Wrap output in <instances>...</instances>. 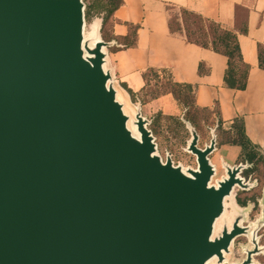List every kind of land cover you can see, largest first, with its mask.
<instances>
[{"label": "water", "instance_id": "1", "mask_svg": "<svg viewBox=\"0 0 264 264\" xmlns=\"http://www.w3.org/2000/svg\"><path fill=\"white\" fill-rule=\"evenodd\" d=\"M84 28L82 0H0V264H224L248 229L214 226L249 165L211 185L216 136L200 148L186 122L196 169L162 162L140 109L128 128L114 42Z\"/></svg>", "mask_w": 264, "mask_h": 264}, {"label": "crops", "instance_id": "2", "mask_svg": "<svg viewBox=\"0 0 264 264\" xmlns=\"http://www.w3.org/2000/svg\"><path fill=\"white\" fill-rule=\"evenodd\" d=\"M238 6L248 11L247 34L238 36L242 59L250 67L244 91L224 85V56L189 44L182 30L172 33L168 26L170 20L180 22L179 9L183 8L223 29L235 30ZM112 20L109 34L114 38V46L104 50V68L110 71L118 100L126 109L133 113L140 109L147 120L159 113L181 118L183 110L171 94L142 101L143 75L150 69L157 70L159 75L165 72L173 82L192 86L198 109L213 112L216 149L209 160L216 172L221 171L225 177V166L243 164L241 149L221 142L218 122L222 130L230 131L232 124L241 120L250 142L264 150V70L258 67V47L264 48V0H123ZM129 25L138 26L135 46L122 48L118 40L128 35ZM100 27L101 23L97 27L99 32Z\"/></svg>", "mask_w": 264, "mask_h": 264}, {"label": "trees", "instance_id": "3", "mask_svg": "<svg viewBox=\"0 0 264 264\" xmlns=\"http://www.w3.org/2000/svg\"><path fill=\"white\" fill-rule=\"evenodd\" d=\"M85 4V20L89 21L93 17L101 19L100 37L104 42L114 40L110 36L109 30L113 25V14L123 4V0H83ZM180 22L169 21L170 32L182 30L186 41L189 44L196 45L203 49H210L227 60V68L224 74V85L235 91H244L247 85L250 67L244 63L238 44V36L247 34V15L248 11L242 7H236L235 11V30L223 29L216 23L205 21V19L194 12L180 8ZM128 35L119 39V44L122 48H131L135 46L138 26H128ZM258 67L264 70V48L258 47ZM203 64H200V73L203 71ZM165 73V72H163ZM145 87L141 91L143 96L142 101L148 99H156L162 95L171 94L174 100L183 110V120L189 123L199 134L197 114L200 112L208 113L211 118L213 112L209 110H201L195 106L194 92L191 85L178 84L172 81L168 75L166 82L160 79L159 72L154 69L148 70L143 75ZM152 82L155 84L152 85ZM132 98L135 95L129 91ZM174 122L179 127H184L182 120L178 117L164 116L157 114L152 123L151 131L157 134L156 124L160 120ZM217 132L222 143L232 146H237L241 149L240 160L243 164H248L252 167L244 173L248 176L255 170L259 164L264 165V158L261 155L260 147L252 144L245 135L244 125L241 120H236L230 131H224L218 122ZM264 152V151H263ZM237 203L241 207H246L247 199H237Z\"/></svg>", "mask_w": 264, "mask_h": 264}, {"label": "rangeland", "instance_id": "4", "mask_svg": "<svg viewBox=\"0 0 264 264\" xmlns=\"http://www.w3.org/2000/svg\"><path fill=\"white\" fill-rule=\"evenodd\" d=\"M100 23L101 19L97 17H93L89 21L85 20L84 38L88 44L92 45L94 43L93 31L94 29H98L97 27ZM160 75L162 77L161 80L166 82L168 75L163 72H160ZM154 84L152 82V85ZM127 112L131 117L133 116L131 110L127 109ZM154 117L148 120L149 125L147 129L152 134L154 144L156 145V154L160 156L162 162H165L166 158L170 157L175 167H180L184 171L188 169L195 170L197 167L195 157L187 152V145L191 139V135L185 124L186 121L183 120V116L179 119L182 120L184 127H179L171 121L160 120L156 124L157 134H153L150 129L152 128L151 123ZM196 117L198 119L199 130L198 146L202 148L211 140L214 119L208 113L203 112L198 113ZM132 122L133 117L129 126L134 131L135 128ZM263 151L261 150L260 153L264 158ZM250 169L252 167L248 166L241 174V178L245 183L254 187L249 191H241L238 188L234 190L232 196L225 201L222 220L218 222L216 231L214 232V237L219 236L224 227L231 228L236 218H240L241 227L248 229L247 235L237 237L234 240L224 264H240L245 260L247 252L253 249V238L258 242L260 252L252 256V264H264V165L259 164L251 174L247 177L244 176V173ZM222 178V172H216L211 185H216ZM237 199H247V206L244 208L239 206Z\"/></svg>", "mask_w": 264, "mask_h": 264}, {"label": "bare ground", "instance_id": "5", "mask_svg": "<svg viewBox=\"0 0 264 264\" xmlns=\"http://www.w3.org/2000/svg\"><path fill=\"white\" fill-rule=\"evenodd\" d=\"M96 32H97V29H94V31H93V36H94L93 39L97 41L98 38L96 37ZM96 41H95V42H96ZM128 128H129V130L133 133V136L136 137V138H138V135H137V133L135 132V130L133 131L129 126H128ZM222 217H223V215H222L219 219H217V221H216V223H215V226H214V231H216L217 224H218V222H220V221L222 220ZM225 261H226V257H225ZM213 263L218 264L216 257L210 259L206 264H213Z\"/></svg>", "mask_w": 264, "mask_h": 264}]
</instances>
